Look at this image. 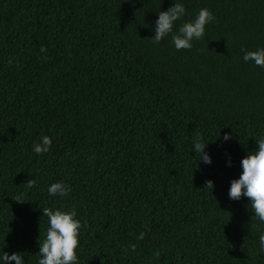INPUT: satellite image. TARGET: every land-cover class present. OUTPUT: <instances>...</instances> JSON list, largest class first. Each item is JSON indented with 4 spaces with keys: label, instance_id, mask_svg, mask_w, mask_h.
<instances>
[{
    "label": "trees",
    "instance_id": "trees-1",
    "mask_svg": "<svg viewBox=\"0 0 264 264\" xmlns=\"http://www.w3.org/2000/svg\"><path fill=\"white\" fill-rule=\"evenodd\" d=\"M182 2L176 27L215 20L176 50L151 40L173 0H0V255L37 264L43 210L74 209L78 264H264V223L228 196L264 136V68L241 51L264 47V0Z\"/></svg>",
    "mask_w": 264,
    "mask_h": 264
},
{
    "label": "clouds",
    "instance_id": "clouds-1",
    "mask_svg": "<svg viewBox=\"0 0 264 264\" xmlns=\"http://www.w3.org/2000/svg\"><path fill=\"white\" fill-rule=\"evenodd\" d=\"M185 16L186 8L182 0H173L166 11L159 10L152 42L158 44L163 38L171 35V43L176 50L190 49L194 40L204 37L205 26L215 20L214 14L208 8H201L193 19L186 20L176 27V22ZM241 51L245 62L264 68V47H257L255 50L241 49ZM223 139L225 141L230 139L229 134L225 133ZM256 143L258 145L256 150L248 152L241 159L242 172L238 178L231 180L228 196L233 200H239L241 196L249 198L251 211L261 223H264V136L256 139ZM207 144L199 136L192 141L193 151L198 156L197 161L211 164V156L205 151ZM51 145V138L44 135L39 138V142L34 143L32 150L37 155L47 153ZM228 166H231L230 160ZM27 184L31 187L32 181L29 180ZM206 187L213 188V182L207 181ZM47 191L50 196L63 198L68 195L70 188L63 181H57L51 183ZM16 200L22 201L20 198ZM43 216L47 217L48 226L43 241L39 243L37 264H78L77 249L81 221L77 218L76 211L44 209ZM143 236L144 233L141 232L138 239H142ZM258 241L260 250L264 251V232L259 235ZM130 247L134 248V245ZM12 261H15V264H25L22 253L13 252L9 255L3 252V255H0V264H10Z\"/></svg>",
    "mask_w": 264,
    "mask_h": 264
}]
</instances>
